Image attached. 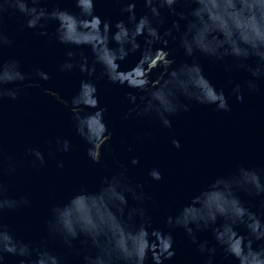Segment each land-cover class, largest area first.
Instances as JSON below:
<instances>
[{"label": "water", "instance_id": "water-1", "mask_svg": "<svg viewBox=\"0 0 264 264\" xmlns=\"http://www.w3.org/2000/svg\"><path fill=\"white\" fill-rule=\"evenodd\" d=\"M136 4L137 19L150 12L144 0H94L95 14L113 26L118 21L128 24V13L122 9L127 3ZM45 8L49 12L54 8L67 10L79 16L80 9L76 0H38L29 7ZM177 13L186 14L194 5L177 4ZM164 20L159 25L161 35L172 27L173 21L180 24L183 32L187 21L179 20L167 8L161 10ZM190 18V17H189ZM26 17L12 9L4 16L3 30L11 41L0 51V59L4 62H19L20 70L30 75L25 84L39 86L24 87L18 99L5 97L0 102V179L3 180L5 195L19 200L27 197L30 203L16 209H6L2 216L3 224L17 240L29 245L31 256L20 257L4 253L0 264H20L21 260L32 261L37 258V250L48 251L57 256L61 264H85L84 257L95 255L96 249L91 242L81 243L86 237L78 236L71 240V246L62 238L49 231L47 221L51 219V209L63 206L80 191L98 192L104 186L107 177L124 171L131 186L141 185L136 191L143 192V207L150 218V228L171 233L175 255L164 261V264H206L207 252L201 253L199 244L208 242V247L215 246L216 252L211 256L213 264H238L234 257L225 259V252L216 240L212 227L194 230L196 243L182 227L169 225L168 217L173 219L183 207L191 203L192 197L204 190L215 178L230 176L239 168L256 170L264 178V65L261 75L253 77L251 72L241 68L240 61L231 57L223 61L214 60L197 53L193 57L185 54L180 46L179 35L173 29L177 40H169L167 48L170 59L174 61L172 68L183 64L198 63L205 77L216 87L223 90L230 104L229 111H217L215 105H202L180 96V101L189 106V111H180L169 117L171 128L164 127L155 113L125 118L129 109L135 105L129 95L136 96V104L141 108L144 95L140 90L111 83L102 76L103 67L96 64V72L92 77L81 73L78 67L72 70H60V65L69 61L68 51L76 53L79 62L87 58L89 65L94 61L89 46H71L61 44L56 39L58 22L50 20L43 29L26 27ZM131 27L130 24H128ZM44 32L45 35L39 33ZM141 49L120 61L121 70L133 68L141 57L144 38H138ZM116 47L115 43L110 45ZM154 48L164 47L157 43ZM255 68L256 60L245 62ZM39 69L51 77L48 81L39 79L34 72ZM162 69H155L151 79L160 77ZM91 79L96 84L100 106L106 107L105 123L111 132V139L102 149L101 160L95 163L87 155L90 145L77 133L70 106L61 103L51 93H56L65 101L77 94L81 81ZM251 80L257 85L250 90L247 82ZM241 85L243 101H237L232 89ZM12 88L16 85H6ZM91 111V110H89ZM68 140L70 149L63 152L57 141ZM173 139L179 141L180 147L173 145ZM130 149V150H129ZM30 150H38L44 155L45 163L32 155ZM138 160L133 164L132 160ZM63 167H59V165ZM120 165H124L121 168ZM155 168L160 171L162 179L153 180L149 173ZM126 169V171H125ZM238 197L250 211L264 221V193L255 195L238 190ZM128 204L124 217L130 209L139 207L138 201L131 194H126ZM142 222L137 215L134 227ZM236 231L247 235L244 225H237ZM264 240H254L253 249L258 250ZM145 264H153L151 254Z\"/></svg>", "mask_w": 264, "mask_h": 264}, {"label": "clouds", "instance_id": "clouds-1", "mask_svg": "<svg viewBox=\"0 0 264 264\" xmlns=\"http://www.w3.org/2000/svg\"><path fill=\"white\" fill-rule=\"evenodd\" d=\"M37 3L38 0H31L32 5ZM144 4L150 16L146 14L137 19L136 4L129 2L122 11L128 13L131 27L124 21H118L113 32L111 23L95 14L94 0H76L79 16L58 7L50 12L45 8L29 7V0H0V51L5 45L11 44L3 30L4 16L10 9L27 18L28 28L43 29L48 21H57L55 35L61 44L89 46L94 56L93 63L89 65L87 58L77 62L76 53L68 51L69 61L59 66L61 71L78 67L81 73L92 77L96 72V64L102 65V76H106L111 83L144 93L140 97L144 102L143 108L136 104V96L129 95L135 107L128 110L125 118L131 117L133 113L136 116L155 113L167 128L172 126L169 117L181 110L189 111V106L180 101V96L202 105H215L217 111H229L230 104L224 91L216 89L195 61L191 65L172 68L174 61L169 58V51L165 50L169 43L166 37L177 40L173 29L180 32V24L173 21L172 27L161 35L158 26L164 23L162 9L167 8L171 14L178 15L179 20L187 21L185 30L180 32L178 38L187 56L193 57L200 53L218 61L231 57L240 61L239 66L250 71L253 77L261 75V66L264 65V0H144ZM177 4L194 7L187 14L177 13ZM140 37L144 38L140 59L133 68L121 70L119 62L129 53L141 49L138 42ZM112 43L116 47H111ZM157 43L164 47L154 48ZM253 59L259 62L255 68L245 63ZM158 68L162 69L160 77L152 80L151 74ZM34 75L44 81L51 79L49 74L39 69ZM29 79L30 75L20 70L18 61L4 62L0 59V102L5 97L18 99L21 85L39 86L25 84ZM6 85L16 87L8 88ZM247 87L250 90L257 89L251 80L247 82ZM232 91L237 101H243L240 84H236ZM51 94L70 106L77 133L90 145L87 155L93 162L99 163L102 149L111 139V132L105 123L107 109L100 106L96 84L91 79L81 81L79 91L70 102L62 100L54 92ZM57 143L63 152L69 151L68 140H58ZM172 143L180 147L179 141L173 139ZM30 151L41 164L45 163L40 151ZM132 163L137 164L138 160L133 159ZM120 167L124 168V165ZM149 175L153 180L162 179L160 171L155 168ZM103 184L98 192L80 191L63 206H54L51 219L47 221L50 233L62 238L69 246L71 240L78 236L86 237L81 243L87 245L90 241L97 251L94 256L84 257L85 264H145L149 254L153 264H164V261L171 259L175 255L172 235L160 230L149 231L150 218L143 207L145 196L142 191H136L141 185L131 186L124 171L113 175L111 179L106 177ZM238 190L260 195L264 193V178L256 170L243 166L233 175L219 176L194 195L191 203L183 207L174 219L168 217L167 223L182 227L196 243L194 230L208 229L217 224L218 218H222L223 224L212 227V231L217 244L226 254L225 259L231 256L238 264H264V245L258 250L252 246L254 240H264V221L245 207L236 194ZM126 194H131L140 206L130 209L125 218L124 210L128 204ZM29 203L27 197L19 200L8 198L3 180L0 179V262L4 259V253L20 257H30L32 254L29 245L15 239L2 222L6 209H16ZM137 215L142 222L134 227ZM237 225H244L248 234H239ZM207 245V241L200 243L199 250L202 254H209L206 264H213L211 256L215 254L216 247ZM20 264H61V261L48 251L37 250L35 260H21Z\"/></svg>", "mask_w": 264, "mask_h": 264}]
</instances>
